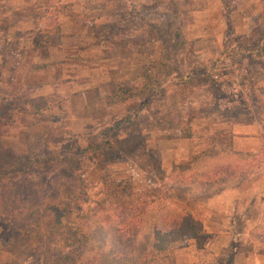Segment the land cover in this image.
Listing matches in <instances>:
<instances>
[{
  "label": "rangeland",
  "instance_id": "rangeland-1",
  "mask_svg": "<svg viewBox=\"0 0 264 264\" xmlns=\"http://www.w3.org/2000/svg\"><path fill=\"white\" fill-rule=\"evenodd\" d=\"M2 1L5 198L10 193L29 207L50 197L56 183H79L99 201L106 175L157 199L170 169L183 168L203 145L264 147V0H83L81 18L66 6L36 7L39 0H24L21 10L13 4L5 14ZM99 9L116 16L100 28ZM60 22L86 41L73 48L59 34H43L42 25L59 29ZM117 87L135 95L109 103ZM12 160L21 161L19 172L7 170ZM242 187L253 194L247 206L255 197L263 211L264 166ZM168 193L182 209L200 211L207 202ZM224 201L215 204L220 220L227 219ZM179 247L170 251L172 261ZM228 253L222 264H230ZM0 264L42 263L22 233L0 225Z\"/></svg>",
  "mask_w": 264,
  "mask_h": 264
},
{
  "label": "trees",
  "instance_id": "trees-1",
  "mask_svg": "<svg viewBox=\"0 0 264 264\" xmlns=\"http://www.w3.org/2000/svg\"><path fill=\"white\" fill-rule=\"evenodd\" d=\"M223 8L230 12L227 5ZM41 28L47 37L59 33L57 27ZM134 95L128 87H117L106 100L120 103ZM7 157L0 146V176ZM20 162L10 161L7 170L19 172ZM262 166L264 147L234 152L227 144H206L183 168L170 169L160 181L157 199L133 190L126 181L101 175L99 201H91L79 183H56L50 197L29 207L19 205L10 193L7 199L0 195V225L22 233L42 264H174L171 250L206 233L194 214L171 201L168 190L186 191L191 199L211 197L239 187ZM251 234L264 243V227L253 228Z\"/></svg>",
  "mask_w": 264,
  "mask_h": 264
},
{
  "label": "crops",
  "instance_id": "crops-1",
  "mask_svg": "<svg viewBox=\"0 0 264 264\" xmlns=\"http://www.w3.org/2000/svg\"><path fill=\"white\" fill-rule=\"evenodd\" d=\"M10 1H2L5 14L10 12L8 8H11L13 4L20 7V10L22 7L27 6V2L24 0H15V3H9ZM51 1L45 0L43 3L39 0V4L35 3V0L31 2L37 4L36 7L39 8H45L46 3L49 7L50 5L51 7L52 5L54 7L66 6V13L71 12L75 14V18H81L79 8L83 5V0H54V2L52 1L54 4H51ZM105 12L101 9L98 10L100 15L97 16L96 20L99 28L105 24L107 19L112 20L116 17L111 14L105 15ZM63 19L66 21L65 23H68V16H64ZM71 31H66L64 25L60 22L58 33L60 40L69 41L72 43L73 48L75 45L78 46L80 42L84 43L86 41L81 30ZM110 39L113 42L112 37ZM35 56H33V59ZM242 186L243 183L235 189L223 190L211 197L192 199V201L207 200L204 209L200 211H196L195 208L192 210L188 207L186 209L180 208L195 215L201 222L206 236L192 237L183 242L181 247L173 251L174 264H222L221 253L225 251L229 252L230 264H264V243L251 234L253 227H264V207L261 211V204L255 197L253 203L247 206L252 200L253 194H247ZM224 199H226L224 210H227V216L225 215L227 219L220 220L222 215L220 210L222 208L215 207V204L223 202ZM232 214L233 219H231ZM216 226L225 227L214 229L213 227Z\"/></svg>",
  "mask_w": 264,
  "mask_h": 264
}]
</instances>
